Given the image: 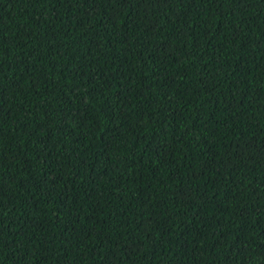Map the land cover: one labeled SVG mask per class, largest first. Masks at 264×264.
Returning <instances> with one entry per match:
<instances>
[{
	"label": "trees",
	"instance_id": "16d2710c",
	"mask_svg": "<svg viewBox=\"0 0 264 264\" xmlns=\"http://www.w3.org/2000/svg\"><path fill=\"white\" fill-rule=\"evenodd\" d=\"M0 264H264V0H0Z\"/></svg>",
	"mask_w": 264,
	"mask_h": 264
},
{
	"label": "snow or ice",
	"instance_id": "6c2138e0",
	"mask_svg": "<svg viewBox=\"0 0 264 264\" xmlns=\"http://www.w3.org/2000/svg\"><path fill=\"white\" fill-rule=\"evenodd\" d=\"M122 2H127V0H122Z\"/></svg>",
	"mask_w": 264,
	"mask_h": 264
}]
</instances>
